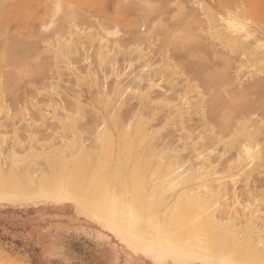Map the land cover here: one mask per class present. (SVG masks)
Returning <instances> with one entry per match:
<instances>
[{
  "label": "rangeland",
  "instance_id": "1",
  "mask_svg": "<svg viewBox=\"0 0 264 264\" xmlns=\"http://www.w3.org/2000/svg\"><path fill=\"white\" fill-rule=\"evenodd\" d=\"M230 18L245 20V33L250 29L253 36L244 39L243 28L229 29ZM65 41L71 42L68 51L59 48ZM262 42L264 0H28L12 8L10 0H0L1 166L18 165L35 179L49 170L46 155L62 145H68V152L70 143L77 147L68 152V173L77 161L70 156L83 144L97 160L78 181L77 194L65 184L44 192L24 178L23 193L0 197V264H237L199 245L170 240L164 219L180 192L193 187L204 194L199 185L207 182L227 191L213 207L219 220L264 226V168L253 171L245 186L240 175L252 165L251 158L239 161L238 147L223 144L245 119L261 128L264 155ZM246 104L257 111L243 115ZM139 121L145 136L131 145L123 162L122 156L117 175L121 133ZM107 127L115 146L111 163L104 166V145L96 146L95 135ZM142 150L154 158L164 152V162L174 159L185 174L201 167L200 172L211 170V175L172 190L165 186L167 191L153 196L155 165L141 182L132 172ZM90 196L98 205L112 201L111 212L99 214ZM143 201L156 232L147 225L130 228L132 215H144ZM136 234L151 243L160 239L162 250L133 240Z\"/></svg>",
  "mask_w": 264,
  "mask_h": 264
},
{
  "label": "bare ground",
  "instance_id": "2",
  "mask_svg": "<svg viewBox=\"0 0 264 264\" xmlns=\"http://www.w3.org/2000/svg\"><path fill=\"white\" fill-rule=\"evenodd\" d=\"M52 1V0H51ZM59 1V0H58ZM122 2V0H121ZM60 5V4H59ZM142 7V6H141ZM140 7V8H141ZM159 7V6H158ZM165 7V6H164ZM139 8V9H140ZM144 9V8H143ZM160 10V9H159ZM73 11V10H72ZM164 12V11H163ZM147 13V12H146ZM46 16V15H45ZM160 16V15H159ZM191 17V15H190ZM194 17H192L193 19ZM209 18V17H208ZM232 18V17H231ZM230 18V21L227 22V25H230L231 27L234 26V29H244V35L243 36L244 39H247L248 36H253L252 32L247 30L245 33V25L247 24L244 21L240 22L239 20H237V22L231 21L232 19ZM95 19V18H94ZM235 18H233L234 20ZM152 20V17H151ZM179 21V20H178ZM236 21V19H235ZM239 21V22H238ZM247 22V21H246ZM226 23V22H225ZM244 23V24H242ZM134 24V23H133ZM139 25V24H138ZM174 25V24H173ZM228 26V28L230 29L231 27ZM169 27V26H168ZM177 27V26H176ZM180 27V26H179ZM227 28V27H226ZM188 29V28H187ZM233 29V28H232ZM31 30V29H30ZM29 30V31H30ZM185 31V30H183ZM191 31V30H189ZM188 31V32H189ZM230 31V30H229ZM241 31V30H240ZM243 31V30H242ZM31 32V31H30ZM136 33V32H135ZM169 33V32H168ZM171 33V32H170ZM234 33V32H233ZM140 34V33H139ZM162 34V33H161ZM252 34V35H251ZM137 35V34H136ZM166 35V34H164ZM139 36V35H138ZM168 36V35H167ZM231 36V35H229ZM220 37V36H219ZM248 37V38H250ZM136 38V37H135ZM222 38V37H221ZM229 39L231 37H228ZM163 39V38H162ZM220 39V38H219ZM68 40V38H67ZM134 40V39H133ZM165 41V40H164ZM225 41V40H224ZM248 41V40H247ZM240 43L242 41H239ZM257 42V41H256ZM235 43V42H234ZM261 43V42H259ZM264 43V42H262ZM162 44V43H161ZM63 45V46H62ZM164 45V44H163ZM167 45V44H166ZM198 45V44H197ZM237 46V45H236ZM239 46V45H238ZM64 48L66 51H68L71 47V42H64L61 43V45L59 44V48ZM193 47V46H192ZM10 48V47H9ZM200 48V47H199ZM241 48V47H240ZM256 48V47H255ZM262 48V47H260ZM264 48V47H263ZM161 49V48H160ZM190 49V48H189ZM188 49V50H189ZM202 49V47H201ZM60 50V49H59ZM72 50V49H71ZM138 50V49H137ZM192 50V49H191ZM242 50V49H241ZM141 51V50H140ZM172 51V50H171ZM209 51V50H208ZM17 52V51H16ZM138 52V51H137ZM77 53V52H76ZM176 53V52H175ZM215 53V52H214ZM142 55V52L140 53ZM183 54V53H182ZM206 54V53H205ZM213 54V53H212ZM172 55V54H171ZM175 55V54H174ZM176 56V55H175ZM178 56V55H177ZM82 57V56H81ZM171 57V56H170ZM249 57V56H248ZM258 58V57H257ZM189 59V58H188ZM106 61V60H105ZM190 61V60H189ZM104 62V61H103ZM112 62V61H111ZM188 62V61H187ZM192 62V61H191ZM190 62V63H191ZM108 63V62H107ZM114 65V64H113ZM186 65V63H185ZM188 65V64H187ZM32 67V66H31ZM166 67H169V64H166ZM14 68V67H11ZM10 68V69H11ZM15 69V68H14ZM9 70V69H8ZM30 71V70H29ZM8 72V71H7ZM33 72V71H32ZM12 74V73H11ZM33 74V73H32ZM226 74V73H225ZM204 75V74H203ZM202 75V77H203ZM11 76V75H10ZM151 76V75H150ZM14 78V77H13ZM142 78V77H140ZM209 78V77H208ZM207 78V79H208ZM211 78V77H210ZM11 79V77H10ZM9 79V81H10ZM205 79V80H207ZM13 80V79H12ZM143 80V79H142ZM204 80V81H205ZM210 80V79H209ZM212 80V79H211ZM210 80V82H211ZM208 81V80H207ZM262 81V80H260ZM172 82V80H171ZM209 82V81H208ZM263 82V81H262ZM226 83V82H225ZM261 83V82H260ZM6 84V83H5ZM264 84V83H263ZM149 86V85H148ZM210 86V85H209ZM11 87V86H10ZM136 87V86H135ZM6 88V87H5ZM8 88V87H7ZM17 89V88H16ZM257 89V88H256ZM126 90V89H125ZM259 90V89H258ZM261 90V89H260ZM249 92V91H248ZM256 92V91H255ZM260 92V91H259ZM245 93V92H243ZM107 94V93H106ZM257 94V93H256ZM239 95V94H238ZM231 97V96H230ZM220 98V97H219ZM224 98V96L222 97V99ZM259 98V97H258ZM78 99V98H77ZM165 99V98H164ZM187 99V98H186ZM185 99V100H186ZM229 98H227L228 101ZM215 100V98H214ZM232 100V99H231ZM230 100V101H231ZM248 100V99H247ZM166 101V99H165ZM172 101V100H171ZM216 101V100H215ZM242 101V100H241ZM244 101V100H243ZM242 101V102H243ZM174 102V101H173ZM221 102V101H220ZM233 102V101H232ZM245 102V101H244ZM165 103V102H164ZM168 103V102H167ZM218 103V102H217ZM250 103V102H249ZM154 104V103H153ZM213 105V104H212ZM216 105V103H215ZM61 106V105H59ZM209 106V104L207 105ZM219 106V105H218ZM253 106V105H252ZM252 106H248V104H246V107H250L252 109ZM62 107V106H61ZM71 107V106H70ZM228 107V106H227ZM243 107V105H242ZM242 108V112L244 113L243 115H245V113H247L245 116L248 115L249 112H253L255 110H250L249 108ZM261 107H263L261 105ZM76 108V107H75ZM254 108V107H253ZM257 108V107H256ZM208 109V108H207ZM214 109V108H212ZM215 110V109H214ZM247 110L249 112H247ZM262 110V109H261ZM60 111V110H59ZM221 111V110H220ZM257 111V110H256ZM255 111V112H256ZM219 112V111H217ZM235 112V111H234ZM238 112V111H237ZM254 112V113H255ZM211 113V112H210ZM240 113V112H239ZM258 113V112H257ZM260 113V112H259ZM258 113V114H259ZM55 114V112H54ZM95 114V113H94ZM238 114V113H237ZM257 114V115H258ZM264 114V113H263ZM96 115V114H95ZM236 115V114H235ZM255 115V114H254ZM237 116V115H236ZM241 117V115H240ZM244 117V116H243ZM120 118V117H119ZM234 118V117H233ZM237 118V117H236ZM247 118V117H246ZM254 118V117H253ZM141 119V118H140ZM139 119V120H140ZM202 119V118H201ZM243 119V118H242ZM180 120V119H179ZM240 120V118H239ZM74 121V120H73ZM97 122V121H96ZM182 122V121H181ZM209 122V121H208ZM218 122V121H217ZM250 122V121H248ZM260 122V121H259ZM183 123V122H182ZM233 123V121H232ZM230 123V124H232ZM126 124V122H125ZM143 122L139 121L137 124L133 125V123L128 124V128H122L123 132L121 133V140L119 141L118 147H119V153H120V159L118 162V173L119 171H122V162L124 161V159H126L128 157V155L131 153V145L134 144L137 140L138 142L143 140V137L145 136L143 134L142 131V127H143ZM223 124V123H222ZM234 124V123H233ZM232 124V125H233ZM236 124V123H235ZM234 124V125H235ZM256 124V123H255ZM239 128L237 129L236 133H234V135L232 136L231 139L228 140H224L223 144L225 146V148H233V147H238V153L236 154L237 156V160L241 161L243 160V158H251L250 160L253 162L252 165L250 166V164L248 165L249 168L246 166H244L245 168L248 169H244L243 173H241V181L244 182L245 186H247V184L250 181V176L251 174H253V171H259L260 168H264V155L261 153L260 151V140H259V135L261 134V131L259 129V125L258 128L256 127V125H254L253 123L247 124L245 122V119H243V121H241L239 124ZM237 125V126H238ZM77 126V125H76ZM177 126V125H176ZM100 127V126H99ZM106 127V126H105ZM119 127V126H118ZM229 127V125H228ZM231 127V126H230ZM233 127V126H232ZM236 127V126H235ZM264 127V126H263ZM68 129V128H67ZM105 128H103L104 130ZM145 129V128H144ZM226 129V127H225ZM235 129V128H234ZM78 130V129H77ZM108 127L104 130V131H99L103 132V135H95V141L96 144L97 142L101 144H103V148L105 149L104 151V159H106V162H104V166L110 164L111 162V157H112V150L111 147H114V142L111 138V133L108 131ZM148 130V129H147ZM184 130V129H183ZM197 130V129H196ZM195 130V131H196ZM229 130V128H228ZM187 131V130H186ZM220 131V130H219ZM232 131V130H231ZM134 132V133H133ZM194 132V131H193ZM96 133V132H95ZM152 133V132H151ZM184 133V132H183ZM188 133V132H187ZM198 133V132H197ZM101 134V133H100ZM200 134V133H199ZM230 134V133H229ZM99 135V136H98ZM231 135V134H230ZM93 136V135H92ZM201 136V135H200ZM214 136V135H213ZM218 136V135H217ZM97 137V138H96ZM158 137V136H157ZM183 137V136H182ZM191 137V136H190ZM205 137V136H204ZM204 141V140H203ZM75 142V141H74ZM140 142V143H141ZM221 142V140H220ZM98 143V144H99ZM96 145V146H100V145ZM147 144V143H146ZM186 144V142H185ZM67 145V144H65ZM63 146H61L62 149H57V147L55 149H57V152L51 155L48 154L46 155V162L48 164V168L49 170L44 171L43 173H41V175H39L37 178L33 179L30 176L29 171H23L22 170H17L18 165H16V168L14 166H10L7 169H4L1 164H0V197L1 196H8V197H14V194H19V192L21 193L24 189V178H29V180L31 179V181L33 183H35L36 188L38 187L40 190L47 192V191H51L52 188H57V189H61L64 184L68 186L69 190L73 193V194H77L78 193V181L81 180V177H84V172L87 169V167L92 164V163H96L95 161L96 158L94 156V159H92L91 156H88L89 151H85V147L83 144V147H79V152L73 157V155L70 156V161L72 159H76L77 161H75V166L73 168V172H67L66 168L68 166V160H66V158L68 159V155H69V150L71 149V146L73 147H77L76 143H73L71 145L70 143V149L68 150V152L66 151V147L65 149H63ZM82 146V145H81ZM87 146V145H85ZM92 146V145H91ZM201 146V145H200ZM198 147V146H197ZM51 150L52 147L50 146ZM97 148V147H96ZM192 149H194L193 147H191ZM201 148V147H200ZM76 149V148H73ZM114 149V148H113ZM191 149V150H192ZM100 149H98L99 152ZM147 150V149H146ZM146 150H142L141 152H139L138 154V158L137 160H135V164L133 165V174L134 177L136 178V180H140V182L145 178V176L147 177L148 175H146V169L151 166V165H155L154 169L152 170V176L155 177V184L153 185V189H152V195L155 196L156 194L159 195L162 190L164 189V187L166 186L169 190H172L174 188V186H177L179 184H186L192 180L195 179H201V178H205L209 175H211V170H206L205 172H200L201 167L198 168V172H192V173H184L183 171H180V167H178V163L176 164V162L173 160H171L168 164H166V162H164L163 158L164 156H166V154L163 156V153H161V155L158 156V158H154L151 156L150 153L146 152ZM174 150V149H173ZM198 150V149H197ZM53 151V150H52ZM56 151V150H54ZM94 151V150H93ZM103 151V150H102ZM160 151V150H159ZM202 150H200L201 152ZM73 152V151H72ZM97 152V153H98ZM194 152V151H193ZM196 152V151H195ZM214 152V150H213ZM204 153V152H203ZM222 153V152H221ZM220 153V154H221ZM90 154V153H89ZM99 154H103V153H98ZM202 154V153H201ZM218 154V153H217ZM79 155V156H78ZM216 155V154H215ZM20 156V155H18ZM97 156V157H98ZM124 158H123V157ZM178 157V156H176ZM175 157V158H176ZM235 157V158H236ZM18 158V157H17ZM21 158V157H20ZM64 160H63V159ZM72 158V159H71ZM121 158H123L122 162H121ZM15 159V158H14ZM42 159V158H41ZM102 159V158H100ZM154 159H158L157 161ZM244 159V160H245ZM99 160V159H98ZM176 160V159H175ZM236 160V159H235ZM234 160V162H235ZM236 160V162H237ZM100 161V160H99ZM98 161V162H99ZM178 161V160H177ZM208 161V160H207ZM14 162H16V160H14ZM230 162V161H229ZM232 162V161H231ZM212 163V162H211ZM240 163V162H239ZM99 164V168L100 164L102 163H98ZM231 164V163H230ZM234 164V163H233ZM28 165V164H27ZM243 165V164H242ZM233 166V165H232ZM97 167V168H98ZM209 167V165H208ZM219 167V166H218ZM226 167V165H225ZM238 167V166H237ZM32 168V167H31ZM46 168V169H48ZM96 168V169H97ZM163 168H165V170H162ZM193 168V167H192ZM27 169V168H26ZM44 169V168H43ZM204 169L205 166H204ZM99 170V169H98ZM195 170V169H194ZM197 170V169H196ZM226 170V169H225ZM242 170V169H241ZM42 171V170H41ZM95 171V170H94ZM261 171H264L261 170ZM25 172V173H24ZM96 172V171H95ZM99 172V171H98ZM260 172V171H259ZM214 174V172H213ZM37 175V173H36ZM100 175V174H99ZM236 176V175H235ZM239 176V175H238ZM237 176V179H238ZM256 176V175H255ZM252 177V176H251ZM134 178V179H135ZM222 176L217 179L219 182V185L223 182L222 181ZM232 178V179H231ZM229 177V180L231 182L236 181V178L233 177ZM117 179V178H116ZM154 179V178H153ZM225 180H227L226 178H224ZM102 180V179H101ZM122 180V179H120ZM216 180V181H217ZM234 180V181H233ZM261 180V179H260ZM228 181V180H227ZM229 181V182H230ZM139 182V184H140ZM151 182V180H150ZM212 182V181H211ZM230 182V183H231ZM103 183V182H102ZM144 183V182H143ZM142 183V184H143ZM238 183V182H237ZM218 184V183H217ZM144 185V184H143ZM34 186V185H33ZM140 186V185H139ZM201 188L204 187V190L206 189V191L204 192V194H201V192L195 191L194 192V188L189 187L185 190H183L182 192H180L177 196V198L175 199V202L173 205H171L168 209H167V216L165 217L164 221H165V226H166V232H168V237L170 240L175 241V243H193L196 245H199L205 249H209L212 250L214 252H216L220 257L237 263V264H264V226L261 227L260 229L255 227V225L252 223L253 221L248 222L246 226L244 227H238V223L235 224L234 222H236V220L234 222L229 223L231 220H233V218L230 219V215L229 217V222H224L225 217L223 220V222L221 221V219L219 220L214 212L213 207L217 206L220 204V199L222 198L223 195H225V193H222V191H224L225 189L221 188V186H219V190L213 189L207 182H203L201 185ZM228 186V185H227ZM230 186V185H229ZM28 187V186H27ZM165 187V188H166ZM196 187V186H195ZM198 187V186H197ZM152 188V187H151ZM199 188V187H198ZM218 188V187H215ZM197 188H195L196 190ZM223 189V190H222ZM165 190V189H164ZM236 190V189H235ZM240 190V189H239ZM167 191V190H165ZM226 191V190H225ZM40 192V191H39ZM23 193V192H22ZM27 193V192H25ZM165 193V192H164ZM203 193V192H202ZM227 193V191H226ZM236 193V192H235ZM249 193V192H248ZM252 193V192H251ZM57 194V193H56ZM25 195V194H24ZM24 195L22 197H24ZM97 195V194H96ZM107 195V194H106ZM177 195V194H176ZM242 195V194H241ZM253 195V193L251 194ZM227 196V195H226ZM236 196V195H235ZM150 197V196H149ZM237 197V196H236ZM240 197V195H239ZM258 197V196H257ZM98 198V197H97ZM96 198V199H97ZM152 198V197H151ZM159 198V197H158ZM157 198V199H158ZM163 198V197H161ZM238 198V197H237ZM85 199V198H84ZM101 199V198H100ZM149 199V198H147ZM155 199V200H157ZM88 200H90L92 202L93 205H95L96 210L99 214L101 215H105L108 212H111L112 206H113V202L108 200V204L106 206H104L103 204L98 205L96 203L97 200L94 199V196H90L88 197ZM112 200V199H111ZM150 200V199H149ZM164 200V199H163ZM166 200V199H165ZM224 200V199H223ZM254 200V199H252ZM251 200V201H252ZM147 201V200H145ZM258 201V200H257ZM98 202V201H97ZM152 202V201H151ZM150 202V203H151ZM162 202V201H161ZM165 202V201H164ZM162 202V203H164ZM224 202V201H223ZM239 202V200H238ZM250 203V202H249ZM84 204V203H83ZM90 204V203H89ZM92 204H90V206H92ZM248 204V203H247ZM251 204V203H250ZM253 204V203H252ZM151 206V205H150ZM158 206V205H157ZM156 206V207H157ZM153 207V206H152ZM228 207V206H227ZM250 207V206H248ZM150 207L143 201L142 202V206H141V210L143 211L142 214H144L143 216H136V215H132L134 216L133 218H131V225L130 228L133 229V227H138L140 228L141 226H148L150 227L153 232L157 231V223L155 221H152L151 218H148L146 216V212H148V209ZM258 208V205H257ZM217 210V209H216ZM219 210V209H218ZM224 210V208H223ZM152 211V208H151ZM219 212V211H218ZM229 212V211H228ZM233 212V211H232ZM255 212V211H253ZM258 212V211H257ZM234 213V212H233ZM232 213V214H233ZM256 213V212H255ZM254 213V214H255ZM228 215V214H227ZM238 215V214H237ZM234 216V215H233ZM236 216V214H235ZM250 216V215H248ZM253 216V215H252ZM257 217V216H256ZM236 218V217H235ZM234 218V219H235ZM240 218V217H238ZM258 218V217H257ZM155 219V218H154ZM256 219V218H255ZM227 220V218H226ZM162 221V220H161ZM249 221V220H248ZM163 223V222H162ZM234 223V224H233ZM240 223V222H239ZM251 227V228H250ZM263 228V229H261ZM124 234L129 235L130 231L126 228L122 229ZM137 235V234H136ZM141 235V234H140ZM158 237V236H157ZM133 238V240H136L138 242H148L147 244H149L151 246V249L153 251H158L160 252V250H162V245L163 242H159V240H157L156 242L153 241V243L149 242L147 239H145V237L143 236H138L136 238Z\"/></svg>",
  "mask_w": 264,
  "mask_h": 264
},
{
  "label": "crops",
  "instance_id": "3",
  "mask_svg": "<svg viewBox=\"0 0 264 264\" xmlns=\"http://www.w3.org/2000/svg\"><path fill=\"white\" fill-rule=\"evenodd\" d=\"M28 0H10V5L11 8L13 6L17 7L18 5H23L24 3H26Z\"/></svg>",
  "mask_w": 264,
  "mask_h": 264
}]
</instances>
